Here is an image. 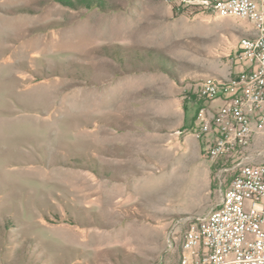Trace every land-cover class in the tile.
Here are the masks:
<instances>
[{
	"label": "rangeland",
	"instance_id": "obj_1",
	"mask_svg": "<svg viewBox=\"0 0 264 264\" xmlns=\"http://www.w3.org/2000/svg\"><path fill=\"white\" fill-rule=\"evenodd\" d=\"M221 18L238 19L203 0H0V264H177L230 162L193 139L179 167L145 164L160 121L137 83L160 74L156 108L183 129L199 81L229 69L205 30ZM249 149L264 151V131Z\"/></svg>",
	"mask_w": 264,
	"mask_h": 264
},
{
	"label": "built area",
	"instance_id": "obj_2",
	"mask_svg": "<svg viewBox=\"0 0 264 264\" xmlns=\"http://www.w3.org/2000/svg\"><path fill=\"white\" fill-rule=\"evenodd\" d=\"M203 1L216 16L249 20L254 31L239 40L241 68L206 76L195 91L188 131L207 140L208 159L230 164L217 168L225 174L219 200L190 219L177 264H264V151L249 149L253 135L264 131V0Z\"/></svg>",
	"mask_w": 264,
	"mask_h": 264
},
{
	"label": "crops",
	"instance_id": "obj_3",
	"mask_svg": "<svg viewBox=\"0 0 264 264\" xmlns=\"http://www.w3.org/2000/svg\"><path fill=\"white\" fill-rule=\"evenodd\" d=\"M208 22L209 23H207L205 26V30H208L210 37L217 41V45L213 46L211 53L219 59H222L225 65L229 68L228 71L225 68H222L223 70L220 72L208 76L224 77L229 75L232 71H238L241 68L240 64L235 59L238 43L242 37L252 36L254 31L253 23L244 18H221L219 20H209ZM139 73L144 78L140 84L137 83V85L141 88L143 87L145 91L142 93L144 97H142V100H140L138 104L142 105L143 107L150 106V109L155 107V109H152L153 112L150 113L155 114L156 116L154 118L160 121L159 127L151 128L148 126L147 128L158 134V137H156L158 140L147 141V144L152 145L150 152L154 153L155 156H158V159L146 156L144 157V162L145 164H152L153 162H156L161 166L156 170L162 169L163 164H166L167 162H171L173 165L179 167V165L187 162V158L191 152L196 153V155L199 154V147L194 148L190 146L191 142L196 144L193 142V139L196 141L199 140H197L188 131L193 124L195 112L192 119L187 120V124L183 127V129L180 130L185 122V117L182 114H179L177 109L175 111L174 109H170L168 110L169 114L163 116L156 108L158 106V102H160L159 104L161 105L163 101L160 95V89L163 84L160 74L156 72H152V75H146L145 72ZM205 77H203L201 80H203ZM148 91L157 93V99L147 98L146 92ZM178 92L179 91L177 88L170 89L171 95L168 99H170L171 104L175 106L177 104L179 105L180 103ZM159 97L160 99H158ZM218 103L219 101L215 102V104ZM179 132L184 133V140L179 136ZM166 134L169 135L167 136ZM201 142L205 147L207 140L204 139ZM148 151V149L144 148L141 152L146 154ZM147 169L151 168H145L144 170Z\"/></svg>",
	"mask_w": 264,
	"mask_h": 264
},
{
	"label": "bare ground",
	"instance_id": "obj_4",
	"mask_svg": "<svg viewBox=\"0 0 264 264\" xmlns=\"http://www.w3.org/2000/svg\"><path fill=\"white\" fill-rule=\"evenodd\" d=\"M90 49V48H89ZM89 49L88 50H86V51H84V55L86 56L88 53H90V54H92V55H94V52L95 51H97V50H91V51H89ZM89 51V52H88ZM97 64H101V62L99 61V62H97ZM87 186V188H90V185L89 184H87L86 185ZM85 189V188H84ZM82 190V189H81ZM102 190V189H101ZM87 191V190H86ZM81 192V191H80ZM91 192V191H90ZM98 192V191H97ZM87 193V192H86ZM92 193V192H91ZM91 193H87L88 195H91ZM81 195V194H80Z\"/></svg>",
	"mask_w": 264,
	"mask_h": 264
}]
</instances>
